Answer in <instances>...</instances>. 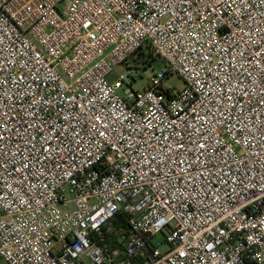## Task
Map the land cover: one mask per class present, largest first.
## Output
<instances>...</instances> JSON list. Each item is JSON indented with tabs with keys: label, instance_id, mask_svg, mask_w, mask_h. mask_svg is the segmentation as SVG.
<instances>
[{
	"label": "built area",
	"instance_id": "obj_1",
	"mask_svg": "<svg viewBox=\"0 0 264 264\" xmlns=\"http://www.w3.org/2000/svg\"><path fill=\"white\" fill-rule=\"evenodd\" d=\"M1 260L264 264V0H0Z\"/></svg>",
	"mask_w": 264,
	"mask_h": 264
},
{
	"label": "rangeland",
	"instance_id": "obj_2",
	"mask_svg": "<svg viewBox=\"0 0 264 264\" xmlns=\"http://www.w3.org/2000/svg\"><path fill=\"white\" fill-rule=\"evenodd\" d=\"M127 65L128 66L121 65L118 66L116 69H114L112 74L109 76V81L114 82L117 79H119L121 75H125L129 72L132 75L139 77V79L134 84V88L136 90H143L148 83L149 75L152 74L153 72L156 73L160 72L163 68L160 60H156L154 62L147 64H142L140 62L130 60L127 63ZM166 86L172 90H182L186 87L184 80L177 75L171 76L167 80ZM152 243L154 245H158L162 251H166L168 249V246L164 243V237L162 234H159L155 238H153ZM0 264H8V263L4 260H1Z\"/></svg>",
	"mask_w": 264,
	"mask_h": 264
},
{
	"label": "trees",
	"instance_id": "obj_3",
	"mask_svg": "<svg viewBox=\"0 0 264 264\" xmlns=\"http://www.w3.org/2000/svg\"><path fill=\"white\" fill-rule=\"evenodd\" d=\"M152 54L145 53L142 57H140L138 60H135L136 62H140L142 64H147L156 61ZM152 59V60H151ZM151 65V64H150ZM113 224L116 227L115 232L108 237L106 243L111 248L115 246L117 237L125 230L126 224L124 216L119 214L116 218L113 219Z\"/></svg>",
	"mask_w": 264,
	"mask_h": 264
}]
</instances>
